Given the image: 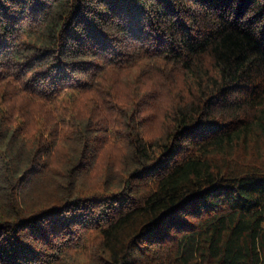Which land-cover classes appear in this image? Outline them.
I'll return each mask as SVG.
<instances>
[{
	"label": "trees",
	"instance_id": "1",
	"mask_svg": "<svg viewBox=\"0 0 264 264\" xmlns=\"http://www.w3.org/2000/svg\"><path fill=\"white\" fill-rule=\"evenodd\" d=\"M0 264H264V0H0Z\"/></svg>",
	"mask_w": 264,
	"mask_h": 264
}]
</instances>
